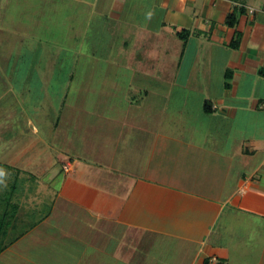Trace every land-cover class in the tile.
Returning a JSON list of instances; mask_svg holds the SVG:
<instances>
[{
	"label": "crops",
	"instance_id": "1",
	"mask_svg": "<svg viewBox=\"0 0 264 264\" xmlns=\"http://www.w3.org/2000/svg\"><path fill=\"white\" fill-rule=\"evenodd\" d=\"M0 264H264V0H0Z\"/></svg>",
	"mask_w": 264,
	"mask_h": 264
},
{
	"label": "rangeland",
	"instance_id": "2",
	"mask_svg": "<svg viewBox=\"0 0 264 264\" xmlns=\"http://www.w3.org/2000/svg\"><path fill=\"white\" fill-rule=\"evenodd\" d=\"M54 8V7H53ZM51 18H49L50 20ZM48 20V24H45L47 27L51 26L49 23L50 21ZM98 25L101 24H94L96 31L94 30V27L92 26V31H88L86 34L83 33V31L79 30L77 33H71L70 29H64V34L63 38L59 39V43H61V47H63L61 53L57 56H53V62L57 64L59 72L57 73L58 78L61 79V81H64L63 79L67 76V66H71L72 64H77L76 69H72L71 73L73 75V84H75L78 81L81 82H95L99 80V78H103L104 70H103V61L104 60V51L108 49L109 45L106 42L107 37H101V29L99 28ZM69 27L67 23L65 24V27ZM90 30V29H89ZM58 35H61V31L57 32ZM84 34V35H83ZM60 38V36H58ZM62 40V41H61ZM107 43V45H105ZM59 44L54 45L53 47H57ZM50 49L52 51V54L54 52H57L56 49ZM79 52V53H76ZM61 54V55H60ZM73 54H76L75 56ZM94 54V56H92ZM41 59V57H38ZM92 60V61H91ZM107 58L105 59V61ZM93 62L91 64H94V69L90 70L88 66V62ZM108 61V60H107ZM102 64V65H101ZM101 65V66H100ZM62 66V68H61ZM60 67V68H59ZM86 67V68H85ZM69 74V75H70ZM82 86V85H79ZM71 92L74 91V89H70ZM77 90H82V89H77ZM86 97V95H84ZM70 102L69 104H72L71 102L73 101L72 98L73 96L69 97ZM68 98V99H69ZM68 104V105H69ZM82 110L81 106L78 107L77 109H73L74 114H84L83 112L86 109V105H83ZM74 115V116H75ZM70 167H67L66 169L68 170Z\"/></svg>",
	"mask_w": 264,
	"mask_h": 264
},
{
	"label": "trees",
	"instance_id": "3",
	"mask_svg": "<svg viewBox=\"0 0 264 264\" xmlns=\"http://www.w3.org/2000/svg\"><path fill=\"white\" fill-rule=\"evenodd\" d=\"M234 23H235V21H234V17H233V16H230V17L228 18L227 24H228L229 26L233 27V26H234ZM180 37L182 38L183 36L180 35ZM182 39H184V38H182ZM235 42H237V41H235ZM228 77H229V74L226 75V78H228ZM208 108H209L208 106H205V107H204V110H205L206 112H209V109H208Z\"/></svg>",
	"mask_w": 264,
	"mask_h": 264
},
{
	"label": "built area",
	"instance_id": "4",
	"mask_svg": "<svg viewBox=\"0 0 264 264\" xmlns=\"http://www.w3.org/2000/svg\"><path fill=\"white\" fill-rule=\"evenodd\" d=\"M251 13H252V11H251Z\"/></svg>",
	"mask_w": 264,
	"mask_h": 264
}]
</instances>
